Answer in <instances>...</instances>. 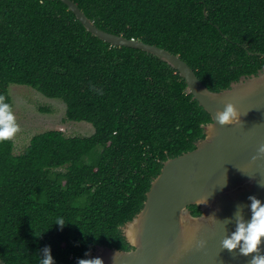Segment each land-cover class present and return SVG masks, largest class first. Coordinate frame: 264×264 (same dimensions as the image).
I'll list each match as a JSON object with an SVG mask.
<instances>
[{
    "label": "trees",
    "instance_id": "trees-1",
    "mask_svg": "<svg viewBox=\"0 0 264 264\" xmlns=\"http://www.w3.org/2000/svg\"><path fill=\"white\" fill-rule=\"evenodd\" d=\"M73 1L100 29L180 55L213 91L264 67V0ZM12 84L64 101L66 119L94 132L46 130L21 153L0 142V261L40 264L50 246L55 264H79L97 245L132 248L122 226L212 120L185 78L95 36L61 0H0V97L13 110Z\"/></svg>",
    "mask_w": 264,
    "mask_h": 264
},
{
    "label": "water",
    "instance_id": "water-1",
    "mask_svg": "<svg viewBox=\"0 0 264 264\" xmlns=\"http://www.w3.org/2000/svg\"><path fill=\"white\" fill-rule=\"evenodd\" d=\"M66 3L89 32L115 46L138 48L168 62L187 83L211 115L207 123L214 135L196 142V147L164 161L151 183L141 211L122 226L132 248L97 245L85 260L100 258L103 264H251L252 255L223 248L222 241L235 230L238 215L251 217L249 197L264 203V67L242 75L228 88L209 89L180 55L100 29L73 0ZM234 104L240 123L221 125L215 120L227 104ZM201 214L194 215L189 205ZM135 224L132 238L129 224ZM264 255V244L261 246Z\"/></svg>",
    "mask_w": 264,
    "mask_h": 264
},
{
    "label": "clouds",
    "instance_id": "clouds-1",
    "mask_svg": "<svg viewBox=\"0 0 264 264\" xmlns=\"http://www.w3.org/2000/svg\"><path fill=\"white\" fill-rule=\"evenodd\" d=\"M215 120L221 125H231L240 123V113L234 104H227L223 111L216 114ZM201 128H206L209 136L214 135V127L207 122H201ZM19 131L15 115L11 105L5 102L4 97H0V142L11 140ZM264 153V147L260 149ZM251 217L244 220L238 215L235 230L222 241L224 249L229 251L239 249L245 256L252 255L251 264H264V255H261V245L264 244V203L255 196L249 197ZM54 224L61 226L66 224L63 219H57ZM135 224H129L127 235L132 238L135 233ZM40 264H55L51 254L50 246H45L41 253ZM79 264H103L100 258L91 260L81 259Z\"/></svg>",
    "mask_w": 264,
    "mask_h": 264
},
{
    "label": "rangeland",
    "instance_id": "rangeland-1",
    "mask_svg": "<svg viewBox=\"0 0 264 264\" xmlns=\"http://www.w3.org/2000/svg\"><path fill=\"white\" fill-rule=\"evenodd\" d=\"M10 94L19 125V131L13 137L15 153L23 152L33 135L46 130L57 129L72 136L94 132V126L89 122L66 119V104L60 99L48 98L30 86L19 84L10 86ZM0 264L3 262L0 261Z\"/></svg>",
    "mask_w": 264,
    "mask_h": 264
}]
</instances>
